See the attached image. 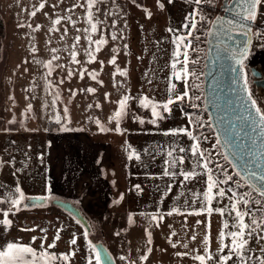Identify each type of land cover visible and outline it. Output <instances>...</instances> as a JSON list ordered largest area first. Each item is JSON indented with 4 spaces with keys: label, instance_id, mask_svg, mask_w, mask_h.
<instances>
[{
    "label": "rangeland",
    "instance_id": "obj_1",
    "mask_svg": "<svg viewBox=\"0 0 264 264\" xmlns=\"http://www.w3.org/2000/svg\"><path fill=\"white\" fill-rule=\"evenodd\" d=\"M144 1L146 7L153 2L150 18L138 2L100 0L93 9L94 19L100 23L97 25L98 31L92 34V39L103 37L107 43L101 45L98 51L95 44L91 45L95 61L89 62L84 52L89 46L84 32L89 27L86 22V10L85 7H73L84 5L85 0H0V157L3 162V176L0 182L3 184V191L14 193L15 186L19 185L24 192L30 193L29 195L33 192H47L51 195L46 191L48 186L43 163L52 145L49 132L53 129L61 130L63 125L74 129L73 131L83 130L94 141L96 139L110 144L114 154L111 166L116 168V171L113 173L107 168L108 174L103 179L108 181L112 199L122 195L124 202L130 200L128 206L134 210L135 219L134 225L127 224L128 214L118 210L116 203H111L104 213L88 211L90 221L93 222L95 240H92L90 235L84 237L85 230L81 222L78 224L74 216L53 203L42 207L22 208L19 211L14 209L8 217L12 222L11 226L0 227L3 243L6 240L5 235L8 234L9 238L14 240L20 236L21 229L34 228L35 231L29 232H43L46 239L54 237L57 229H63L60 239L68 242L69 249H78L77 253H82L87 259L90 255L94 256L89 252L90 243L103 241L117 264H199L192 257L204 254L205 223L210 219L211 227L207 231L208 249L213 257L217 256L220 246L218 234L222 229V221L227 219L231 223L232 217L228 216L227 212L224 216L213 213L210 217L207 214L167 215L173 207L184 213L196 209L198 205L190 199L192 190L200 192L204 189L205 177L192 181L185 187L182 176H163L165 161L169 159L167 152L179 147L185 148L184 153L178 150L174 152L175 156L186 159L183 165L173 171L190 169L195 158L189 149L192 143L197 142L189 140L183 134L163 133L179 127L193 131L194 135L202 137L199 141L201 148L211 152L214 157V163L210 167L214 168L215 163H219L233 177L232 181L221 187L232 188L235 186L234 181L241 180L223 158L211 128L209 115L203 108L207 31L215 15L221 13L219 9L224 3L223 0H212V3L202 0L197 6L192 0H159V3L164 5L160 8L157 0ZM41 3L45 6L37 11ZM119 6L125 10H120ZM194 10L202 12L204 20L197 15V30L192 36H187L188 30L183 25L188 22L186 17ZM32 11H36L35 16L30 15ZM67 17L71 19H66ZM57 18H61V23L53 25ZM53 28L55 30H52ZM169 29L176 31L170 32ZM112 33H116V40H112ZM261 34H264V4L259 7L251 54L245 62L249 73L251 68L257 65L264 70V36ZM175 35L187 36L185 43L190 41L188 68L190 73L194 72L195 75L190 74L186 78L187 83L184 80H176L172 75V53L177 50L173 43ZM77 36L80 37L78 43ZM114 48L118 49V52L113 53ZM72 51L77 52L76 59L79 63L72 61ZM113 55L116 56L115 65L109 63ZM54 56L57 59H53ZM180 60L183 61V56H180ZM49 61L52 64L51 75L46 67ZM117 67L126 71L127 75L116 73ZM176 67L179 71L181 63H177ZM83 69H87V72L81 78L80 71ZM69 71L73 73L71 76L68 75ZM91 72L97 74L96 80L89 75ZM49 82L51 87H48ZM170 83L176 85L178 93L187 89L188 98L185 102L170 106L171 113H164L166 118L153 125L148 122L152 118L150 110L142 108L139 100H130L129 114L120 124L122 134L114 131L116 124L114 121L110 122L109 117L118 107L116 101L127 94L133 97L148 96L155 101L164 102L170 95ZM87 88L96 91L89 93L85 91ZM57 90L59 99L55 106H52L53 93ZM253 94L264 111V91L254 85ZM194 96L199 99L193 101L191 98ZM193 102L197 107L191 106ZM28 104L32 105L31 111H28ZM184 105L190 110L183 109ZM65 107L68 109L67 117L63 113ZM56 114L62 117L61 124L56 123ZM134 116L142 117L145 123L140 124L133 119ZM192 118L203 120L205 126L198 128L196 124L189 123ZM97 119L110 131L101 132L96 124ZM128 146L140 155L139 160L127 158ZM146 149L148 151H145ZM241 183L243 186L237 190L239 193H252L250 199H264L242 180ZM135 185H140V190H137ZM168 185L172 187L171 192H165ZM229 203L227 196L218 197L213 201V207L227 209ZM251 207L255 211L257 205L253 204ZM53 209L64 213L67 220H58V223L52 226L50 214ZM31 211L41 212V215L34 214L36 216L32 217ZM151 215H162L164 219L152 221L149 218ZM247 219L246 217V221ZM198 220L202 223L197 224ZM157 223L159 227L156 226ZM145 230L151 232V244L147 242ZM173 231L176 235L171 237L170 243L169 236ZM73 234L77 239L76 245L69 244ZM193 234L196 235L195 240L191 239ZM224 242L228 244L230 240L226 237ZM172 243L177 246L173 248ZM183 244H187L188 248L185 249ZM249 246L252 249L249 255L259 256L260 247L264 246V242L252 238ZM149 248L151 252H148ZM178 252L190 254L177 256ZM227 252L228 249H225L221 254ZM144 256L148 257L147 260L141 259ZM121 257L125 259L121 260ZM208 264L216 262L213 260ZM228 264H236L235 257ZM252 264H255V261Z\"/></svg>",
    "mask_w": 264,
    "mask_h": 264
},
{
    "label": "snow or ice",
    "instance_id": "obj_2",
    "mask_svg": "<svg viewBox=\"0 0 264 264\" xmlns=\"http://www.w3.org/2000/svg\"><path fill=\"white\" fill-rule=\"evenodd\" d=\"M100 2V0H85L84 5H73V7H85L86 10V22L89 25L88 28L84 30L85 32V39L88 41V47L84 49L85 55L88 57L89 62L95 61V56L93 54V50L91 48L92 44L96 45V51L99 50L101 45L107 43V41L101 37L99 39L93 40L92 34L98 31L97 25L100 23L99 20L94 19L93 9L96 5ZM171 2V0H169ZM192 2L199 6L202 3V0H192ZM208 3H212V0H206ZM158 6L163 8L164 5L159 3L157 0ZM228 0H225V4L227 5ZM264 4V0H235L231 9L225 8L226 11H231L233 13V19L224 20L222 17H217L216 20L213 22L215 25L218 26L217 31L228 35L229 39H232L230 33L234 31H238L241 36L245 37L246 39H242L240 43L236 47V55L239 59L236 60L237 64L242 65L243 60L249 54L248 45L250 43V37L253 34L252 29L249 27L251 22H254L259 13V7ZM44 4L41 3L39 8L43 9ZM99 11V9H96ZM146 15L150 18L151 13L148 12L147 9H144ZM30 15L35 16L36 11H32ZM199 15L201 20H204V15L202 12H198L194 10L188 17H186V22L183 27L188 30L187 36H192L193 32L197 30L198 23L196 20V16ZM66 19H71L67 17ZM61 23V18H57L53 21V25H59ZM75 23V22H73ZM23 27V25H20ZM115 26V22L113 23V27ZM52 30H55L53 28ZM79 31V30H78ZM170 32H175L176 30L169 29ZM67 29H65V33ZM209 34H212L211 32ZM264 36V34H261ZM187 36L183 35H175L173 39V43L176 45V51L172 53L173 62L171 64L172 68V75L175 77L176 80H184L187 83V77L191 75H195L194 72L190 73L188 68L189 63V53L188 47L190 41L185 43L187 40ZM112 40H116L117 36L116 33H112L111 36ZM195 39H199V37H194ZM80 37H76V42L78 43ZM75 48V44L73 45ZM127 47V45H125ZM180 49H183L181 52ZM55 51V50H53ZM113 53L118 52V49H112ZM180 56H183V61L180 60ZM77 52H71V59L74 63H79L76 59ZM53 59H57V57H53ZM103 63V62H101ZM110 64H116V56L113 55L110 60ZM177 63H181L182 67L178 71L177 70ZM192 63H196V61H192ZM46 67L49 69V75H51L52 71V64L51 61L48 62ZM116 73H119L122 76H126V71H121L119 67L116 68ZM87 69H83L80 71V76L83 78ZM73 73L69 71L68 75L71 76ZM93 80L97 79V74L95 72L89 73ZM63 83V80L60 81ZM102 84V81H100ZM48 87H51V83L49 82ZM198 87V86H196ZM85 91L89 93H94L96 90L93 88H87ZM168 92L170 95L166 98L164 102L155 101L154 99L148 96H130V95H123L121 99L116 101L118 107L109 117L110 122L114 121L116 127L114 129L115 132L121 133L120 124L123 118H125L129 114V101L130 100H139V104L142 108L148 109L151 112V119L148 121L153 125H157L158 120H164L166 117L164 113H171L172 108L170 106L185 102L186 98H188V91L185 89L182 93L176 92V85L170 83V87H168ZM75 94V93H73ZM107 95V94H106ZM59 99V92L58 90L53 93V99L51 101L52 106H55L57 100ZM193 101L199 99L198 96H194L191 98ZM256 102L253 100L252 105L255 107ZM192 107H197V105L193 102L191 104ZM91 107V105H89ZM99 107V105H97ZM28 111H31L32 105L28 104L27 106ZM64 116L67 117L68 109L67 107L63 108ZM256 118L250 119V124L253 131L259 132L261 137H264V112L261 111L260 108H255ZM55 121L57 124H61L62 117L59 114L55 115ZM133 119L137 120L140 124L145 123V120L142 117L134 116ZM247 119V118H246ZM14 122V121H12ZM70 122V121H68ZM189 123H194L198 128H203L205 126V122L203 120H195L194 118L189 120ZM96 124L99 127L101 132L110 131L104 127L103 124L97 119ZM62 131H73L74 129H70L66 126L61 127ZM122 134V133H121ZM164 135H186L189 140L197 141L196 143H192L190 146V152L192 156L195 158L190 169H184L179 172L173 171L179 165H183L186 157H177L174 155L175 151H179L181 153L186 152V149L183 147H179L178 149H172L167 152V156L169 159L165 161L166 168L163 170V176L165 177H172L175 178L177 175L183 177L184 186L187 187V184L199 180L201 177H205L204 184L205 188L201 189L200 192H196L192 190L191 200L195 202L198 207L193 209L191 212L184 213L181 212L179 208L173 207L171 211L167 213V215H173L174 213L180 215H203L207 214L210 217L213 213L219 214L224 216L227 212V215L232 217L231 223L229 220L225 219L222 221V229L219 232V241L220 246L217 250V256L213 257L208 249L209 243V236L207 235V231L210 230L211 223L210 219L207 223H205L206 234L203 237V244H204V254H196L192 258L195 261H198L199 264H208L209 261L215 260L216 264H228L229 261L235 257L236 264H252L255 261V264H264V246L260 247L259 256L249 255L252 249L249 246L250 240L252 238H256L258 242H264V199H256L252 197V193H239L237 190L241 188L243 185L241 180L234 181V187L225 189L221 187V185L228 184L229 181L233 180V177L228 174L226 169L223 165L219 163H215V167H210L214 163V157L211 152L204 150L201 148V144L199 141L202 139L201 136H197L193 134V131L179 127L176 129H171L165 131ZM203 139H207V137H203ZM217 144H220V141L217 139ZM240 146L237 145V148ZM128 151L127 158L132 160L135 158L136 160L140 159V155L134 150L131 149L130 146L126 149ZM145 151H148L147 149ZM222 155V154H221ZM233 155H237V153H233ZM261 156H264V149L261 150ZM225 160L228 159L227 156L223 157ZM250 161H246L245 164L242 166L246 176L242 179L244 180V184H247L249 187L253 189L254 192L259 194V197L264 198V163H259L254 166V168H249ZM197 169H202V172H198ZM219 173V175L217 174ZM237 175H240L237 173ZM137 190H140V185L134 186ZM215 190V191H214ZM46 191L50 192V188L46 189ZM172 187L168 185L165 188V192H171ZM231 193V195H229ZM184 195V193H181ZM228 197L230 201L228 208L225 209L224 207H213V201L219 198ZM0 205H7L6 209L0 210V214H2L3 219H0V225H3L5 228L11 226V220L8 219L9 214L13 212L15 209L19 211L21 207L28 208V207H42L46 202L49 201L50 197L48 195H41V196H26L23 192L22 188L17 185L14 188V193L9 192L6 196L4 193L0 192ZM123 197L121 196V199ZM34 201L35 203L28 204L27 201ZM119 203V201H116ZM257 205L256 210L253 211L251 205ZM189 206H191L189 204ZM246 217L248 218L246 221ZM150 220L152 221H162L164 217L151 215ZM133 217L131 215L128 216V223L132 224ZM186 222V221H185ZM79 224L80 221L77 220ZM197 224L202 223L201 221H197ZM159 227V223L156 224ZM171 227V226H170ZM27 231H35L34 228L32 229H25ZM41 231H46L45 229H41ZM63 229H57L56 235L54 236L53 243L47 245L45 248L44 239L42 238V242L40 245V249H34L31 245H23L18 242H7L0 244V264H56L59 261V264H65L69 260L70 255H75V252H71L68 254H54L48 251V249L54 248L55 242L60 239V232ZM119 235V233H116ZM84 237L87 238L88 232L85 231L83 233ZM175 231L171 232L169 236V242L171 243V237L175 236ZM230 240V243L225 244V238ZM146 238L148 244H151V232L146 230ZM35 237H33V241H35ZM191 239L195 240L196 235L193 234ZM70 245H76L77 239L73 234V238L69 241ZM177 245L176 243H172V247L175 248ZM185 249L188 248L187 244L182 245ZM225 249H228L227 254H221L225 252ZM89 252L94 254L90 255L87 259V264H102V258L100 251H97L96 246L90 243ZM148 252H151V248L148 249ZM189 252L184 253H176L177 256H187ZM147 256L142 257L141 259L147 260ZM121 260L125 259L124 257L120 258Z\"/></svg>",
    "mask_w": 264,
    "mask_h": 264
},
{
    "label": "water",
    "instance_id": "obj_3",
    "mask_svg": "<svg viewBox=\"0 0 264 264\" xmlns=\"http://www.w3.org/2000/svg\"><path fill=\"white\" fill-rule=\"evenodd\" d=\"M234 2L235 0H228L226 5L224 0L221 6L223 12L218 13L212 19L208 30L204 67V109L209 115L216 139L220 141L219 146L223 155L228 157L227 161L231 164L233 171L236 174L239 173L240 175L237 176L242 179L246 176L242 167L246 161L251 162L249 163L250 169L256 164L264 163V156H261V150L264 149V137L259 135L258 130L253 131L250 124L251 118L258 119L255 108H260V105L251 92L248 81L249 71L245 65L254 42L256 20L249 24L253 34L248 45L249 54L243 60L242 65L236 63L239 59L236 55V47L242 39L246 38L238 31H234L230 33L232 39H229L228 35L218 32V26L213 23L217 17H222L224 20L233 19V13L226 11L225 8L231 9ZM210 32L212 34H209ZM250 73L253 84L264 91L262 67L253 66ZM253 100L256 102L255 107L252 105ZM237 145L240 147L237 148ZM233 153L237 155L234 156ZM51 202L74 216L82 223L88 234H91V224L77 205L61 198H54ZM27 203L35 202L29 200ZM47 204L48 202L44 205ZM94 245L101 253L102 264H117L103 241H97Z\"/></svg>",
    "mask_w": 264,
    "mask_h": 264
},
{
    "label": "crops",
    "instance_id": "obj_4",
    "mask_svg": "<svg viewBox=\"0 0 264 264\" xmlns=\"http://www.w3.org/2000/svg\"><path fill=\"white\" fill-rule=\"evenodd\" d=\"M133 3L140 4L141 9H147L150 12V7L153 8V2L149 7H146L144 0H131ZM120 10H125L122 6H119ZM2 126L0 125V131ZM49 139L52 140V145L47 151V155L44 160V171L46 176V183L48 188H50V196L47 192L42 194L39 192L26 193V196H41L56 195L57 197L71 199L77 201L84 210L97 213L105 212L108 207V195L111 194V188L103 179L101 175L100 168L96 162L97 158L100 156L101 145L96 143V141L90 139L82 130L80 131H57L56 129L49 132ZM114 154L112 153V147L108 151V157L112 159ZM106 158L105 154L102 158L104 161ZM113 160V159H112ZM2 158L0 157V181L3 176L2 171ZM103 163V162H102ZM117 164V163H116ZM85 171V172H81ZM111 170V172H115ZM107 174V173H106ZM105 174V176H106ZM3 184L0 182V192L4 193L6 196L7 191H3ZM3 199V197H0ZM7 205H0V210L6 209ZM24 207H21V209ZM30 208V207H29ZM31 216H36L34 214L41 215V212L31 211ZM50 214V213H49ZM64 214V213H63ZM58 213L54 210L50 214V224L52 226L58 223V220H67L65 215ZM55 219V221L53 219ZM0 219H3L2 214H0ZM3 225H0V227ZM84 228V227H83ZM20 236L14 240H11L7 235H5V241L7 242H18L23 245H31L34 249L39 250L44 237V233L35 234L29 232L25 229H21ZM86 231V229L84 228ZM89 236V235H88ZM35 237V241H33ZM53 236L48 239H44V245H49L53 243ZM3 243V236H0V244ZM55 247L48 249L51 253L68 254L75 252V255H70L69 260L65 264H87V258H84L82 253H77L78 249L72 250L68 247V242L59 239L55 242ZM47 248V247H45ZM59 264V261L56 262Z\"/></svg>",
    "mask_w": 264,
    "mask_h": 264
},
{
    "label": "flooded vegetation",
    "instance_id": "obj_5",
    "mask_svg": "<svg viewBox=\"0 0 264 264\" xmlns=\"http://www.w3.org/2000/svg\"><path fill=\"white\" fill-rule=\"evenodd\" d=\"M223 3H224V0L222 1ZM220 9H221V7H220ZM220 9H219V12H223V11H220ZM217 15V14H216ZM215 15V16H216ZM210 27V26H209ZM209 30V29H208ZM207 34H208V31H207ZM206 46H207V38H206ZM248 81H249V85H250V88H251V92H252V94H253V87H254V84L252 83V76H251V73H249V77H248ZM253 96H254V94H253ZM203 108H204V105H203ZM260 108H261V110L263 111V109H262V107L260 106ZM183 109H185V110H187V111H189L190 110V108L189 107H187L186 105H184L183 106ZM205 110V109H204ZM206 111V110H205ZM207 112V111H206ZM264 112V111H263ZM210 120V119H209ZM57 128H60V126H56ZM212 128V127H211ZM54 130V129H53ZM53 130H51V131H53ZM57 130V129H56ZM213 130V129H212ZM57 131H61V130H57ZM77 131H80V130H77ZM83 131V130H82ZM84 132V131H83ZM214 132V131H213ZM215 134V133H214ZM216 137V136H215ZM95 141H96V143H100V145H101V150H100V152H101V154H100V156L97 158V160H96V162H97V164H98V166H99V168H100V171H101V175H103V178H104V176H105V174L107 173L108 174V170H107V168H110V170H115L112 166H111V163H112V159H110L109 157H108V151H109V149H110V144L109 143H107V142H103V141H98V140H96L95 139ZM221 149V148H220ZM222 151V150H221ZM223 153V152H222ZM104 154H105V156H106V158H105V160L104 161H102V158H103V156H104ZM103 162V163H102ZM228 162V161H227ZM229 163V162H228ZM230 164V163H229ZM231 165V164H230ZM81 172H85V171H81ZM114 173V172H113ZM106 174V175H107ZM236 174V173H235ZM237 175V174H236ZM106 180V179H105ZM242 180V179H241ZM243 181V180H242ZM106 182H108L107 180H106ZM244 182V181H243ZM122 185V184H121ZM121 185H119V186H121ZM247 185V184H246ZM110 187V186H109ZM253 190V189H252ZM110 193H112V191L110 192ZM256 193V192H255ZM257 194V193H256ZM110 195L111 194H109L108 195V197H109V199H108V207L107 208H109V206L111 205V203H116L115 205H117L118 206V210H120L121 212H125L126 211V213L128 214V216L129 215H131L132 217H133V214H134V210H132V209H130L129 208V206H128V203H130V200L128 199L126 202H124L123 201V198L121 199V196L122 195H119V198H118V196H114V199H112L111 197H110ZM258 195V194H257ZM54 198H61V197H57L56 195H52L51 197H50V199H49V201H48V203H52L51 201L54 199ZM61 199H65V198H61ZM65 200H69V201H71L72 203H74L75 205H77L82 211H83V213L87 216V218H88V220H89V222H90V224H91V227H92V232H91V234H88V235H90V237L92 238V240H95L94 239V236H93V222H91L90 221V217L88 216V213L84 210V208L77 202V201H73V200H71V199H65ZM116 201H119V203H117ZM141 210V209H140ZM145 210V209H144ZM128 216H127V218H126V222H127V224H129L128 223ZM133 223L132 224H130V225H134V223H135V219L133 218ZM124 227H126V226H124ZM85 228V227H84ZM127 228V227H126ZM147 231H149V230H147ZM144 235H146V230H145V232H144ZM97 242V241H96ZM105 244V243H104ZM106 245V244H105ZM107 246V245H106ZM109 249V248H108ZM110 250V249H109ZM111 252V251H110Z\"/></svg>",
    "mask_w": 264,
    "mask_h": 264
}]
</instances>
